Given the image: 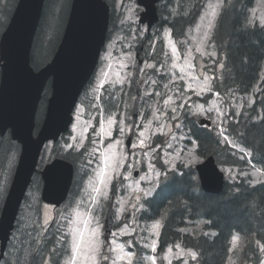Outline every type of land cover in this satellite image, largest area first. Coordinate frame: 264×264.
Segmentation results:
<instances>
[{
  "label": "rangeland",
  "instance_id": "rangeland-1",
  "mask_svg": "<svg viewBox=\"0 0 264 264\" xmlns=\"http://www.w3.org/2000/svg\"><path fill=\"white\" fill-rule=\"evenodd\" d=\"M183 1L162 2L159 6L161 18L175 16ZM224 1L206 0L200 18L187 31L184 39L177 42L168 28L161 33L158 41L161 40L164 44L163 61H151L153 56L151 51L150 61L145 62L142 67L139 82L143 86V100L133 141L136 147L128 150L126 141L132 128V108L135 99L133 78L138 63L136 53L141 47V40L147 28L139 24L143 9L136 0H117L114 18L117 20L118 28L112 32L93 81L77 105L69 134L61 140V148L65 153L77 154L87 150L84 154L85 164L79 166L81 188L73 201H68L57 213L53 206L39 203L36 191L30 190L22 208V224L25 222L24 218L40 212V228L46 231L58 214L63 226H67L69 231L73 227L69 221L74 217V210L78 209L81 213L91 215L93 226L97 223L99 225L103 241L98 257L99 264L106 261L113 264L118 255H123L120 251L121 246L124 252L134 253L131 258L132 264H153V257L155 264H197V254L179 245L170 247L171 252L167 250L161 255L157 254L156 250L153 251L154 242L157 249L164 215L157 220L159 226H156L157 221L146 222L140 217L144 211L145 200L152 196L161 180L170 171H176L179 167L195 170L196 166L204 161L197 154L198 145L190 136V125L184 119L186 116L192 120L195 117H202L211 121L209 129L215 132L222 145L231 147L240 159L246 160L250 157L249 151L229 136L228 131L235 126L234 117L248 115L264 80V70L259 84L247 96L235 95L231 98L210 94L211 84L220 76L223 68V60L211 39L225 5ZM69 6L70 0H60L56 10V27L47 31L45 43L51 36L60 38L63 28L58 24L66 18L65 9ZM209 21H212L211 30L208 27ZM249 23L252 26L257 24L264 27V0H256L250 12ZM173 48L176 49L175 52ZM121 97L124 104L122 109H118L115 103ZM107 109L111 110L109 115L106 113ZM140 133H143V136ZM141 141L143 146H140ZM53 147L51 143L46 147L44 164L54 157H50ZM12 153L10 162L7 164L3 162L0 165V204L6 197L3 193L6 190L7 194L13 177L11 172L13 167L15 170L19 156L16 149ZM114 155L121 160L115 171L111 167ZM105 162L110 177L107 188L97 184V173L105 167ZM219 165L231 185L242 182L256 185L264 182V170L253 163L248 162L243 168L220 163ZM135 171H139L137 178L134 177ZM195 178L198 180L197 175ZM114 183L117 184L116 193L112 196ZM97 186L101 187L99 194L92 191V188ZM111 202L114 203L115 226L112 233L106 235L105 219ZM130 210L132 216L130 220H126L125 217ZM205 223L201 219L195 226L190 224L182 231L194 237L213 236L214 232L204 230ZM234 237L238 239L235 242L232 239L231 256L227 264H252L243 257L248 240L239 234ZM257 247L259 252L264 253L263 244ZM191 253H195V259ZM104 256L108 259H103ZM127 260L128 258L124 256V259L118 260L116 264H127ZM260 264H264V257Z\"/></svg>",
  "mask_w": 264,
  "mask_h": 264
},
{
  "label": "trees",
  "instance_id": "trees-1",
  "mask_svg": "<svg viewBox=\"0 0 264 264\" xmlns=\"http://www.w3.org/2000/svg\"><path fill=\"white\" fill-rule=\"evenodd\" d=\"M17 1L0 0V36L10 20ZM205 1L184 0L175 16L162 19L153 32L141 41L146 48L143 56L149 58L152 51L157 59L156 62L158 60L162 62L164 44L158 40L163 29L169 28L177 42L184 39L187 31L200 18ZM107 2L112 8L111 37L112 32L118 28L117 20L114 18V6L117 0H107ZM59 3L60 0H45L42 19L31 51V64L35 69H40L51 61L61 41L70 6L65 9L66 18L58 24L63 28L60 38L51 36L45 43L47 31L56 27L55 18ZM255 3L256 0H226L211 39V43L217 48L223 60L221 74L212 82L211 94L218 93L220 96L231 98L235 95H249L261 80L264 70V27L257 24L252 26L249 23L250 12ZM50 94L49 83L38 111V127L44 119ZM115 104L118 109H122L123 97L117 99ZM110 112L111 110H106L107 115ZM248 114L247 117L243 115L234 117L235 126L228 131V134L251 153V162L264 170V80L260 84V91L255 95L254 106ZM184 119L190 125V136L198 145L197 154L200 158L205 159L213 155L220 164L240 168L248 165V161L235 155L231 147L222 145L213 130L198 126L188 116ZM64 138L65 136L62 139ZM61 140L52 148L50 157L67 159L75 166V180L68 199L72 202L75 191L80 186L79 166L85 164L84 154L87 150L77 154L65 153L61 148ZM14 149L18 152L20 146L13 142L9 135L0 137V165L3 162L6 164L10 162ZM222 157L225 159L223 160ZM42 168L41 162L31 186V190L36 191L38 199L40 188L36 184L41 187L39 172ZM13 173L14 167L11 176ZM195 177L196 171L191 168L171 172L154 194L144 202L145 207L141 214L143 221H157L164 215L158 252L163 254L168 247L180 244L197 253L198 264H227L231 256L232 239L234 235L239 234L248 240L244 248V259L252 264H260L264 253L259 252L257 246L259 243H264V182L256 185L244 182L231 185L226 182L223 192L220 195H213L205 193ZM39 203H41L40 199ZM2 204L3 202L0 204V211ZM201 219L206 222L204 230L209 233L214 232L213 236L194 237L182 231L190 224L195 226ZM22 220L23 209L1 264H66L69 261L70 236L66 235L67 226H63L58 214L46 231L40 228V212L24 218L23 224Z\"/></svg>",
  "mask_w": 264,
  "mask_h": 264
},
{
  "label": "water",
  "instance_id": "water-1",
  "mask_svg": "<svg viewBox=\"0 0 264 264\" xmlns=\"http://www.w3.org/2000/svg\"><path fill=\"white\" fill-rule=\"evenodd\" d=\"M162 0H137L144 10L140 24L150 32L159 23L158 4ZM45 0H19L10 22L0 38V136L10 132L20 147V155L0 216V263L11 240L19 211L38 170L45 146L57 143L73 124V113L79 98L92 79L107 42L110 8L105 0H72L67 25L52 60L36 71L31 65V51ZM143 61H139L133 85L136 89L132 119L127 140L130 149L139 117L142 87L138 84ZM50 81L52 95L45 118L37 130V113L44 90ZM201 126L210 122L196 117ZM201 187L206 193L221 194L224 174L214 156L196 167ZM138 176V172L135 173ZM44 203L59 208L68 198L74 179L71 162L56 158L41 171ZM131 213L127 215L129 219ZM114 224L113 206L106 219V233Z\"/></svg>",
  "mask_w": 264,
  "mask_h": 264
},
{
  "label": "snow or ice",
  "instance_id": "snow-or-ice-1",
  "mask_svg": "<svg viewBox=\"0 0 264 264\" xmlns=\"http://www.w3.org/2000/svg\"><path fill=\"white\" fill-rule=\"evenodd\" d=\"M215 15V13H213ZM212 21H209V30H211ZM208 38V33H205V39ZM176 49L173 48V52ZM122 83V81H118ZM174 111V110H173ZM143 136V133H140ZM132 147H136V145H131ZM140 146H143V141L140 142ZM121 163L120 159H117L115 155L113 156L111 167L113 171L118 169ZM110 177L107 172V162H105V167L97 173V184L100 186H104L107 188L108 181ZM93 187L92 191L96 194L101 192V187ZM75 214L72 220L69 222L73 225L68 231L66 235L70 236V245H71V259L67 262V264H99L98 257L100 256L102 239L100 235V229L98 223L93 226L91 221L92 217L89 213H81L78 209L74 210ZM156 226H159V221L156 222ZM87 234V237H86ZM115 235V234H114ZM238 239V237H234V242ZM115 243V241H113ZM111 251H115V249H110ZM152 250L155 251V242L153 243ZM120 251L123 252V255H118L113 264H116L118 260L124 259V256L128 258L127 264H132L131 258L134 256L132 252H124L123 246H121ZM171 252V249H168ZM192 258L195 259V253H191ZM103 259L107 260L108 257L104 256ZM153 264H155V258L153 257Z\"/></svg>",
  "mask_w": 264,
  "mask_h": 264
},
{
  "label": "bare ground",
  "instance_id": "bare-ground-1",
  "mask_svg": "<svg viewBox=\"0 0 264 264\" xmlns=\"http://www.w3.org/2000/svg\"><path fill=\"white\" fill-rule=\"evenodd\" d=\"M6 192V191H5ZM5 192L3 193L5 195Z\"/></svg>",
  "mask_w": 264,
  "mask_h": 264
}]
</instances>
